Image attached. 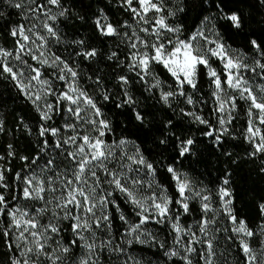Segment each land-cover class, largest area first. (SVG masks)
Instances as JSON below:
<instances>
[{"label": "snow or ice", "instance_id": "6c2138e0", "mask_svg": "<svg viewBox=\"0 0 264 264\" xmlns=\"http://www.w3.org/2000/svg\"><path fill=\"white\" fill-rule=\"evenodd\" d=\"M3 2L18 10L25 23L9 26L14 47H0V80L10 83L39 119L36 155L31 159L20 156L27 170L23 175L15 173L17 187L8 182L10 169L0 165V237L5 243L13 240L8 246L19 252L11 264H142L129 252L134 244L158 247L173 264L176 260L182 264H231L233 252L237 264H264V220L254 229L237 214L230 173L225 172L213 191L194 184L168 164L166 171L177 193L173 198L157 182V167L135 141L125 136L106 139L114 135V128L103 110L109 103L118 109L127 107L138 125L147 127L146 114L137 110L138 99L131 89L140 84L150 96L156 89L159 102L169 108L173 102L192 106V110L179 108L178 114L204 125L207 130L203 135L219 147L224 137L237 138L230 126L238 119V101H243L247 126L241 136L251 149L248 158L260 157L259 171L264 172V39L251 38L252 55L246 57L232 50L215 31L214 21L221 18L240 29L241 14L226 13L223 0H200L199 6L209 14L185 36L182 23H169L170 18L184 12L183 6L171 9L166 0H116L130 13L128 20L111 22L103 9L92 18L100 36L117 38V48L122 44L126 50L123 59L116 50L106 56L113 62V72L119 67L131 74L116 72L111 77L115 84L109 88V77L101 75L103 69L92 68L89 75L82 67L85 61L96 62L100 50L84 39L68 41L59 30L58 19L70 15L64 0ZM258 3L264 5V0ZM4 15L0 10V17ZM78 18L85 20L83 15ZM57 45H65L67 55L54 50ZM68 48L75 50L68 52ZM214 58L222 65L221 72L213 67ZM157 67L170 75L174 87L160 79ZM201 75L207 78L206 85ZM205 86L210 89L215 124L196 110L197 104L208 102L203 96L199 101L194 99ZM113 88L119 90L113 92ZM56 117L61 123H56ZM20 124L33 135V128L23 118ZM176 126L171 118L164 122L159 144L166 149L169 138L175 137L173 147L179 159L194 155L195 141L174 132ZM5 131L0 119V133ZM7 155H15L12 144ZM224 155L232 157L229 152ZM0 160L5 156L0 155ZM231 162L236 161L233 158ZM7 190L12 191L11 197ZM214 196L218 198L215 201ZM121 201L129 206L131 217ZM192 201L199 204L200 215L188 224L182 217L192 215ZM258 209L264 218V203ZM42 217H46L45 222ZM114 220L121 222L118 235ZM148 225L167 229L170 241L160 239ZM65 231L71 233L68 240Z\"/></svg>", "mask_w": 264, "mask_h": 264}, {"label": "trees", "instance_id": "16d2710c", "mask_svg": "<svg viewBox=\"0 0 264 264\" xmlns=\"http://www.w3.org/2000/svg\"><path fill=\"white\" fill-rule=\"evenodd\" d=\"M64 2L70 10V15L67 18L58 19L59 30L68 41L84 39L86 44L96 47L101 52V56L97 58L96 62L90 64L85 61L83 63L82 67L85 72L91 75L93 74L92 68L103 69L101 75L109 77L106 81L109 88H112L115 84L111 77L116 72L131 75L127 73L126 69L119 67L116 68L115 72L112 71L110 65L113 62L108 61L106 56L112 50H116L120 52L123 59L126 52L124 45L121 44L117 48L118 39L100 36L92 23V18L101 9L104 10L111 22L128 20L130 13L124 12L116 3V0H112L111 3L109 0H64ZM166 3L171 9L184 7V12L170 18L169 23H182L185 36L190 35L195 30L203 15L209 14L206 9L199 6L200 0H166ZM223 8L226 13L236 11L241 14L243 18L242 27L235 29L231 26L230 21L221 18L214 21L215 31L219 32L223 42L230 46L232 50L250 57L252 53L249 51V40L251 38L264 39V5L258 3V0H223ZM0 10L5 12V15L0 17V47L11 49L14 47V40L8 34L9 26L13 23H25V21L17 14L18 10L10 8L3 0H0ZM81 15L85 17V20L78 18ZM61 48L63 49L62 54L67 55L64 51L65 45H61ZM74 50V48H68V52ZM125 63H127L126 60ZM212 63L218 72L223 70L222 65L215 58ZM157 72L161 80L174 87V81L165 70L157 67ZM201 82L205 85L207 83V78L203 75H201ZM167 84L165 90H167ZM112 90L116 92L119 89L113 88ZM131 91L133 96L138 99L137 110L146 114L148 126L138 125L131 109L127 107L118 109L114 104L109 103L103 106V110L112 121L114 135H110L106 139L111 141L113 138L125 136L129 140L135 141L145 157L157 167V182L163 184L168 189V195L173 198L177 195L175 182L167 173L166 165L173 164L194 184L205 185L213 191L219 186L227 171L230 173L229 187L233 193L235 210L240 217L248 222L250 227L255 229L264 220L258 209V205L264 203V172L259 171L260 157L254 158V160L248 158L247 152L251 149L241 136V132L247 126L245 115L247 106L238 101L239 107L236 113L238 119L230 126V132L237 138L224 137L223 145L218 147L211 142V138L203 135V132L207 130L204 125L193 123L189 117H182L178 114L179 108L192 110V106L173 102L172 108L177 109V112H174L172 108L159 102V92L156 89L152 90L154 95L150 96L140 84H134ZM201 96L207 99L208 102L197 104L196 110L215 124V117L211 115L213 105L210 89L206 86L203 87L201 93L194 96V99L199 101ZM177 99L182 100L183 98L178 97ZM21 118L33 128V135H29L23 130V126L20 124ZM169 118L177 125L173 129L174 132L182 138L191 137L195 141L192 146L194 155L179 159L176 149L173 147L175 137L169 138L170 143L166 149L165 146L159 144V137L165 131L163 124ZM0 119L4 121L6 129L4 133H0V155L5 156V160H0V165L5 169H10L6 173L7 179L15 188L18 186L14 180L15 173L20 172L23 175L27 170V166L24 161L20 160V156H28L31 159L32 156L36 155L37 136L35 135V127L39 123V119L31 104L20 96L18 91L6 80H0ZM154 137L156 138L154 139ZM9 144L13 145L14 156L7 155ZM225 152L231 153L232 157L224 155ZM233 158L236 161L235 163L231 162ZM178 159L179 162L177 163ZM6 194L11 197L13 193L11 190H7ZM213 199L215 201L217 198L214 196ZM121 206L124 208L125 213L131 217L129 206L124 204L123 201H121ZM190 207L194 210L192 215L182 217V220L188 224L194 223L200 215L198 211L199 204L196 201H192ZM112 211L115 215V210ZM0 227H3V225L0 224ZM148 227L159 233L160 239L163 240L167 237V229H161L157 225H148ZM113 229L117 235L119 231H122L119 220H114ZM64 237L65 240L70 239V231H65ZM167 239L170 241L171 237H167ZM11 243L12 240L5 243V240L0 237V264H11V260L16 257L12 252L13 250L8 246ZM223 247L224 242L221 240L220 249L222 250ZM73 251L78 252L77 249H73ZM129 252L141 260L142 264H173L172 261L166 260L162 250L158 247L134 244ZM235 257L236 252H233L231 264H237ZM104 259L106 260L107 257L105 256ZM175 264H182V262L176 260Z\"/></svg>", "mask_w": 264, "mask_h": 264}, {"label": "rangeland", "instance_id": "374dc122", "mask_svg": "<svg viewBox=\"0 0 264 264\" xmlns=\"http://www.w3.org/2000/svg\"><path fill=\"white\" fill-rule=\"evenodd\" d=\"M53 11L55 12V9H53ZM54 50H59V52H60V54H62V48H61V45H57L56 46V49H54ZM62 55H64V54H62ZM261 83H264V81H261ZM49 99H51V98H49ZM242 103H244L243 101H241ZM244 105L245 106H247L245 103H244ZM56 123L57 124H59V123H61V120H60V117H56ZM188 178V177H187ZM217 198V197H216ZM218 199V198H217ZM20 203H22V204H29V203H31V202H27V201H21ZM41 220H42V222H45L46 221V217H42L41 218ZM67 222V221H66ZM68 223V222H67ZM12 243H14V241L12 240ZM13 252V254H14V256H19V252L18 251H12ZM196 259V257H194V260Z\"/></svg>", "mask_w": 264, "mask_h": 264}]
</instances>
